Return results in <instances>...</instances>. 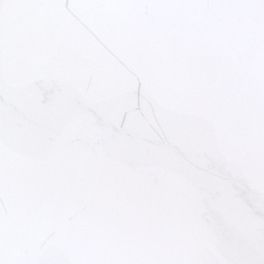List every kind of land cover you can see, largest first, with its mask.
<instances>
[{"label":"water","instance_id":"95a60500","mask_svg":"<svg viewBox=\"0 0 264 264\" xmlns=\"http://www.w3.org/2000/svg\"><path fill=\"white\" fill-rule=\"evenodd\" d=\"M0 264H264V0H0Z\"/></svg>","mask_w":264,"mask_h":264}]
</instances>
